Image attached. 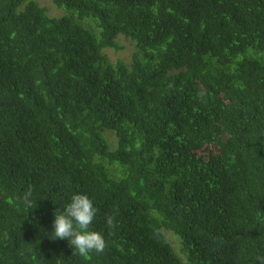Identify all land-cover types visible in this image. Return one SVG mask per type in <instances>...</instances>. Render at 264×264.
Wrapping results in <instances>:
<instances>
[{"label":"trees","instance_id":"trees-1","mask_svg":"<svg viewBox=\"0 0 264 264\" xmlns=\"http://www.w3.org/2000/svg\"><path fill=\"white\" fill-rule=\"evenodd\" d=\"M51 1L0 0V264H258L264 0ZM75 193L103 253L52 239Z\"/></svg>","mask_w":264,"mask_h":264},{"label":"clouds","instance_id":"clouds-1","mask_svg":"<svg viewBox=\"0 0 264 264\" xmlns=\"http://www.w3.org/2000/svg\"><path fill=\"white\" fill-rule=\"evenodd\" d=\"M32 190L29 188L20 197L29 208L32 207ZM98 209L93 206L92 200L85 194L75 193L71 196L63 212L54 213L53 238L66 239L77 254L83 257L90 253H103L107 247L104 236L91 230L90 226L96 217ZM106 224L114 226V217L107 216ZM258 264H264V256L257 257Z\"/></svg>","mask_w":264,"mask_h":264},{"label":"rangeland","instance_id":"rangeland-1","mask_svg":"<svg viewBox=\"0 0 264 264\" xmlns=\"http://www.w3.org/2000/svg\"><path fill=\"white\" fill-rule=\"evenodd\" d=\"M41 6H44L46 9V13L49 16H57L61 15L63 11L60 9V7H56L51 0H36ZM117 42L119 44V48L112 49V48H106L104 51L106 52L107 56L110 58V60L114 61L117 59H122L126 62H128L131 58V54L134 51V44L131 40H129L127 37L123 35H119L117 37ZM109 131V130H107ZM106 138L110 144V148H114L116 146V136L113 132H107ZM167 238L169 239L170 243L172 244L174 249H177V238L174 236L173 233L166 232Z\"/></svg>","mask_w":264,"mask_h":264}]
</instances>
